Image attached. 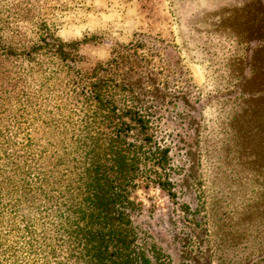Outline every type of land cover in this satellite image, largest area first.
<instances>
[{
    "label": "trees",
    "instance_id": "1",
    "mask_svg": "<svg viewBox=\"0 0 264 264\" xmlns=\"http://www.w3.org/2000/svg\"><path fill=\"white\" fill-rule=\"evenodd\" d=\"M255 6L239 37L254 48L232 75L234 124L257 183L243 215L254 241L250 264H264V1ZM42 31L26 47L0 33L1 57L31 63L49 55L71 71L59 78L58 127L43 145L36 133L0 128V264H203L196 237L183 239L176 261L157 246L137 223L141 209L131 198L142 184L176 196L170 147L156 130L168 103L184 99L181 91H166L182 71L166 58L169 45L134 35L111 60L81 71L75 67L79 42ZM37 71L25 70L19 79H33ZM8 78L0 65V94ZM22 95L19 110L25 89Z\"/></svg>",
    "mask_w": 264,
    "mask_h": 264
},
{
    "label": "rangeland",
    "instance_id": "2",
    "mask_svg": "<svg viewBox=\"0 0 264 264\" xmlns=\"http://www.w3.org/2000/svg\"><path fill=\"white\" fill-rule=\"evenodd\" d=\"M256 1L0 0V33L7 41L26 47L46 28L63 43L79 42L75 67L81 71L111 60L134 35L169 45L166 58L182 71L166 91H181L184 99L168 103L156 130L170 147L176 196L142 184L131 198L141 209L139 226L174 261L184 249L183 239L196 237L205 252L203 264H250L254 241L243 215L257 183H252L246 142L238 140L234 124L232 73L239 58L254 48L239 37ZM21 60L0 56L9 71L0 94L5 120L0 128L36 133L34 140L43 145L58 127L59 78L71 71L49 55L31 63ZM30 69L38 70L33 79H19ZM23 89L27 101L19 110ZM14 119L20 123L8 124Z\"/></svg>",
    "mask_w": 264,
    "mask_h": 264
}]
</instances>
